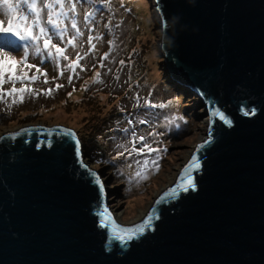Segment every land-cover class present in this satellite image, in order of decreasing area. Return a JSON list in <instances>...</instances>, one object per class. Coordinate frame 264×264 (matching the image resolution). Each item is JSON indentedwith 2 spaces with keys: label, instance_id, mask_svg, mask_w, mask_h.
Segmentation results:
<instances>
[{
  "label": "water",
  "instance_id": "95a60500",
  "mask_svg": "<svg viewBox=\"0 0 264 264\" xmlns=\"http://www.w3.org/2000/svg\"><path fill=\"white\" fill-rule=\"evenodd\" d=\"M154 3L169 76L208 106L196 189L157 204L192 156L155 200L152 227L126 246L109 243L96 214L108 192L90 174L77 133L43 125L5 133L0 264H264V0Z\"/></svg>",
  "mask_w": 264,
  "mask_h": 264
},
{
  "label": "rangeland",
  "instance_id": "374dc122",
  "mask_svg": "<svg viewBox=\"0 0 264 264\" xmlns=\"http://www.w3.org/2000/svg\"><path fill=\"white\" fill-rule=\"evenodd\" d=\"M155 7L154 0H111V9L102 4L101 0L95 2L82 0L77 7V19L84 35L78 50L81 54L89 52L87 43L89 35L99 34L102 37L99 42L93 41L97 44L95 53H90L81 61L84 70L77 68L79 75H73L72 82L69 83L68 77L72 75L70 71H65L64 76L60 77L59 70L51 62L47 60L42 62L38 57L33 58L30 62L41 66L42 71L47 72L49 82L44 83V76L37 74L35 68L31 70L25 68L29 77L39 75V80L35 83L25 82L39 95L26 96L23 103L13 104L10 97L6 98L7 102L0 101V136L28 125L65 126L72 130L77 129L80 132H76L77 135L81 134L85 138L84 144L81 141L85 163L97 172L105 192H108L106 199L108 210L113 211L115 217H120L125 224L133 222L142 210H148L149 213L161 192L176 183L180 170L191 159L190 154L194 152L195 146L208 137L210 126V117L206 113L208 106L204 98L190 93L185 86L171 80L168 74L162 51L159 50L162 22ZM96 9L99 11L96 12L95 22L89 25L85 16L87 12ZM69 16H72V13H69ZM66 23L69 25L68 35L71 36L74 30L70 28V21ZM90 28L95 31H90ZM14 38L15 36L0 33V47L13 50L12 54L19 60L23 49L9 43L14 41ZM110 41L114 42L115 47ZM54 42H58L55 36ZM135 49H138L137 53L133 52ZM29 51L31 54V49ZM105 53H109V59L103 61L104 65L115 64L128 55L123 59L125 66L121 73L122 79L119 78L121 81L118 86L113 87L119 94L126 90L123 98H111L107 93L111 89L107 82L112 81L113 75H106L103 83L93 82L96 72H100L101 75L116 74L114 69L108 72L105 66L100 67L101 57ZM68 54L75 59L76 52L70 47ZM21 67L23 66H17V74ZM169 80L171 83L173 81V86L181 94L187 92L183 99L179 98L180 93L168 89ZM57 84L62 87L57 89ZM95 85L103 86V90L98 92V99H95V104L102 108V113L92 112V107L88 106V102L91 101L89 95ZM22 86L20 83L16 84L17 88ZM3 87L7 91L12 85L8 83ZM49 89L53 90L52 94L44 95L43 93ZM137 96L140 97L138 105ZM146 100L153 104H166L171 101V105L165 108H149L145 104ZM41 104L47 107L40 108ZM111 107L118 112L113 111L112 116L106 117ZM129 119L133 120L136 134L146 136V142L151 143L153 148L166 149L159 153V170L152 171L149 167L148 179L141 180L135 176L140 170L136 161L143 162L147 159L151 162L157 156L156 153L119 155L122 151L119 145L131 147L130 136L124 131L125 129H128L129 133L132 131ZM139 120H146L148 123L140 124ZM114 121L117 122L116 127L108 130L103 137L95 139L92 136L93 131L101 124L108 127ZM97 131L103 134L106 130ZM152 132H155L156 136L149 135ZM102 151L106 152L97 160V155ZM172 177L176 179L174 182L171 180L173 184L169 185Z\"/></svg>",
  "mask_w": 264,
  "mask_h": 264
},
{
  "label": "snow or ice",
  "instance_id": "6c2138e0",
  "mask_svg": "<svg viewBox=\"0 0 264 264\" xmlns=\"http://www.w3.org/2000/svg\"><path fill=\"white\" fill-rule=\"evenodd\" d=\"M82 2V0H0V33L15 36L17 41L23 42L18 43L17 41H11L16 48H22L23 54L21 59L17 60V57L12 54L13 50H6L4 47H0V101H6V98H12V103H23L26 96L39 95L34 89L27 86V83H35L39 80V75H32L29 77L28 72L24 69L29 70L35 68L37 74L44 76V83H48V74L43 72L41 66L30 62L33 58H40L43 62L47 60L53 64V66L59 70V76L63 77L65 71H70L72 75L68 77L69 83L72 82L73 75L78 76L77 68L81 71L84 70L81 65V61L85 60L87 56L91 53L94 54L96 51L97 44L93 41L99 42L102 37L97 34L95 36L89 35L87 38V43L89 45V52H84L81 54L80 44L82 43V37L84 33L79 27V21L77 19V7ZM95 2V0H92ZM101 3L108 6L111 9V0H101ZM87 12L85 20L91 23L95 22L96 12ZM72 13V16H69ZM66 21H70V28L73 31L72 35L69 36V25ZM89 25H86L88 27ZM90 31H95V29H89ZM109 30H111L109 28ZM54 36L58 42H54ZM113 44L115 47L114 42ZM62 44L64 46H62ZM69 47L73 49L75 54V59H72L68 54ZM31 49V54L30 50ZM109 59V53H105L101 57L100 67L103 68L105 65L103 61ZM62 61H66V64H62ZM123 64V61H121ZM22 65L19 74H17V66ZM100 72L95 73L94 83H103L100 79ZM118 79V77H117ZM10 83L12 85L11 89L5 91L4 85ZM20 83L23 85L20 88L16 87V84ZM62 85L57 84L56 88L59 89ZM52 89L43 93L44 95H51ZM71 95V94H69ZM140 97H136L137 105L139 104ZM145 104L149 108H165L171 105V101L160 104H153L150 100H146ZM251 114H255V110H250ZM249 112H245L248 115ZM213 115H219L221 120H225L227 123H231L226 117L214 112ZM129 125L132 126V131L129 133L128 129H125V134L130 136L131 147H127L124 144L118 147L122 149L119 155H124L127 153L129 156L132 154L145 155L156 153L157 156L151 160V162L145 159L143 162L136 161L140 170L135 173L136 177L141 180L148 179V170L151 167L152 171L159 170V153L162 150L159 148H153L151 143H147V137L143 135H137L135 132V127L133 125V120H128ZM138 123L146 124V120H139ZM25 132L27 130H24ZM61 134L74 140L77 147L79 146V140L76 138V134L68 129H59ZM24 133L14 134L11 138L15 139L16 135H23ZM51 134V131H50ZM151 136H156L155 132L149 133ZM210 141H206L209 143ZM49 145L51 141H48ZM139 145V147H137ZM206 145L201 144L197 147V153L200 149L204 148ZM78 162L82 167L87 168V165L83 164L82 159H78ZM201 167V160L197 154H194L189 163L183 168L182 173L177 181V183L170 188L160 199L157 201L159 203H165L171 199L178 198L181 192H188L189 189L195 190L196 184L192 173L198 171ZM94 177V181L99 185L101 192H103L104 185L100 180V177L96 173H90ZM139 182V181H137ZM97 216L99 217V226L109 230V243L112 240L119 241L122 246H126L133 239H138L144 234L146 229L152 227V222L154 219H158L159 216L155 208L152 209L150 214L145 217V219L134 226H123L116 222L113 218L112 213L108 210V207L101 203V209L97 211Z\"/></svg>",
  "mask_w": 264,
  "mask_h": 264
},
{
  "label": "trees",
  "instance_id": "16d2710c",
  "mask_svg": "<svg viewBox=\"0 0 264 264\" xmlns=\"http://www.w3.org/2000/svg\"><path fill=\"white\" fill-rule=\"evenodd\" d=\"M14 41H17V38L15 37L14 38ZM18 43H19V41H17ZM138 49H135L133 52H136ZM132 52V53H133ZM129 53H131V52H129ZM137 53V52H136ZM127 56L128 55H125L124 57H122L121 59H119V61L117 62V63H115V64H108V65H105V69H106V71H108L109 72V70H111V69H114L115 71H116V74L114 75V74H107V73H104V75H101L100 76V79L103 81V79H105V76L106 75H113V79H112V81H108L107 82V85H109L110 87H111V89H109V91H107V93L110 95V97L112 98H118V97H125V95H126V90L122 93V94H119V93H117L116 91H114V88L113 87H117L118 86V84H119V82L121 81V80H119V78H121V73L123 72V68H124V64H121V61H123V59L124 58H127ZM125 61H126V59H125ZM110 65H112V67L110 66ZM109 66H110V68H109ZM117 77H118V79H117ZM122 79V78H121ZM99 86V87H98ZM169 88V90H174L176 93H180V97L179 98H184V93H182L181 94V92L180 91H178V90H176L175 89V87L173 86V85H167ZM101 89L103 90V86H101V85H95V87H94V90L92 89V93L89 95V97L91 98V101H89L88 102V106H90V107H92V109H91V111L92 112H97V113H102L101 112V110H102V108H100L99 106H96V104H95V99H98V95H99V93L98 92H101ZM106 93V92H105ZM175 93V94H176ZM96 95V96H95ZM88 97V96H87ZM92 102H94V104H92ZM42 106L40 107V108H44V107H47L45 104H41ZM125 110V109H124ZM113 111H115V112H118V110H114L112 107H111V109H110V112L109 113H107L105 116L107 117V116H112L113 115ZM190 119H191V115H190ZM87 123H88V120L86 121ZM112 124H110V125H108V127L107 126H105V125H103V124H101L99 127H97V130H102V131H104V129L106 130L103 134L100 132H98L97 130L95 131H93V133H92V136L95 138V139H97L99 136H104L105 135V133L108 131V130H112L113 128H115L116 127V124H117V122H111ZM110 128V129H109ZM118 129V128H117ZM74 130V129H73ZM75 132H79L77 129H75L74 130ZM80 133V132H79ZM84 136V135H83ZM79 138L81 139V141L83 142V144L85 143V138H83L82 136H81V134H80V136H79ZM106 151H102V153H100V154H98L97 155V160H100L101 158H102V156L101 155H103L104 153H105Z\"/></svg>",
  "mask_w": 264,
  "mask_h": 264
},
{
  "label": "bare ground",
  "instance_id": "6f19581e",
  "mask_svg": "<svg viewBox=\"0 0 264 264\" xmlns=\"http://www.w3.org/2000/svg\"><path fill=\"white\" fill-rule=\"evenodd\" d=\"M204 141V140H203ZM196 147V146H195ZM195 149V148H194ZM193 151H195V150H193ZM194 154V152H191V154H190V157H192L193 156V154ZM190 157H188V159L187 160H189V158ZM175 177H172L169 181L170 182H168L169 183V185H171V184H173V182L175 181ZM171 180L173 181V182H171ZM173 186V185H172ZM149 209V208H148ZM140 210V209H139ZM115 211V210H114ZM111 213H112V216H113V218L116 220V222L117 223H119V224H121V225H135V224H137V223H139V222H141L145 217H146V215H147V213H148V210L147 211H144V210H142V211H140V213L138 214V216H137V218L135 219V220H133V222H131V223H127V224H125V223H123L122 222V219L119 217H115V215L113 214V211H111ZM118 216V215H117Z\"/></svg>",
  "mask_w": 264,
  "mask_h": 264
},
{
  "label": "clouds",
  "instance_id": "9594fccd",
  "mask_svg": "<svg viewBox=\"0 0 264 264\" xmlns=\"http://www.w3.org/2000/svg\"><path fill=\"white\" fill-rule=\"evenodd\" d=\"M171 80H174V79H173V78H171ZM171 80H169V81H168V82H169V84H170V85H174V84H173V81H172V84H171ZM174 81H175V80H174ZM186 94H187V92H186V93L184 92V95H185V96H186Z\"/></svg>",
  "mask_w": 264,
  "mask_h": 264
}]
</instances>
